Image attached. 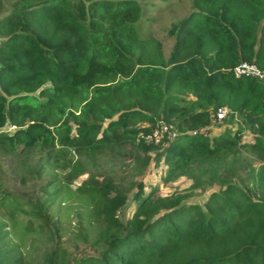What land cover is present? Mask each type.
<instances>
[{
	"label": "trees",
	"instance_id": "1",
	"mask_svg": "<svg viewBox=\"0 0 264 264\" xmlns=\"http://www.w3.org/2000/svg\"><path fill=\"white\" fill-rule=\"evenodd\" d=\"M189 1L190 12L165 31L173 39L167 53L143 37L151 5L139 0H14L0 14V144L39 147L48 160L69 148L93 155L137 142L151 128L136 125L159 116L177 131L158 144L168 142L156 156H165V180L183 175L193 188L211 189L198 204L139 187L125 220V192L111 182L81 184L75 192L90 217L72 232L86 243L74 244L75 255L49 215L0 184V209L10 216V229L0 227V264H27L21 244L54 236L47 264H264V163L233 173L240 147L264 150V79L233 71L242 62L264 71V0ZM221 106L240 125L211 134ZM8 120L11 135L1 131ZM245 129L253 144L241 143ZM20 214L23 225L11 218Z\"/></svg>",
	"mask_w": 264,
	"mask_h": 264
},
{
	"label": "rangeland",
	"instance_id": "2",
	"mask_svg": "<svg viewBox=\"0 0 264 264\" xmlns=\"http://www.w3.org/2000/svg\"><path fill=\"white\" fill-rule=\"evenodd\" d=\"M0 14L11 8L14 0H0ZM142 7L145 3L147 10L141 19L140 31L143 37L153 36L162 43L164 52H169L173 44V39L166 36V30L170 24L190 12L189 0H170L168 3L161 0H139ZM230 116L222 122H216L211 128V134H216L222 129L239 126L238 121L229 122ZM153 125L144 123L136 125L148 127L151 132L145 133L139 131V140L135 143H127L116 148H104L93 155H84L80 151L64 149L61 155L56 156L54 160H48V151H43L39 147L24 148L21 145L12 148L10 144H0V184L1 189L27 200L29 203L36 205L44 215H49V221L52 225L57 226L60 231V241L62 247L67 249V254L78 255L74 244H78V249L86 248V243L81 241L79 236L72 234L77 231L79 222L84 221V225L90 217V206L83 196H80L77 190L81 184L98 185L104 182H111L128 196L127 204L123 207L121 215L123 219H128L137 207L133 195L136 189L142 187L145 192H152L154 195L164 197L173 193H180L184 196L183 202L202 204L210 192V187L204 190L202 188H193L192 181L183 175H178L173 180H165L167 164L165 156L156 157L161 153L175 135L171 136L174 130L163 131L164 127L157 128L160 124L159 116H156ZM28 122L27 120H25ZM164 122V121H163ZM8 120L6 125L1 129L9 135L15 130ZM157 129V130H156ZM156 130V131H155ZM235 130V129H234ZM155 131V132H154ZM154 133V134H153ZM163 137L167 141L162 145ZM154 144L151 148L142 146L140 140ZM142 140V141H143ZM241 143L253 144L254 136L245 129L242 133ZM264 146V139L262 140ZM60 149V147H57ZM234 174H241L248 170L243 166L248 163L254 168L264 163V150L259 147H240ZM52 152L51 155H54ZM57 159V162L55 163ZM76 168L82 171L74 176ZM250 169V168H249ZM72 174V175H71ZM250 185V184H249ZM114 195V194H112ZM47 208V210H46ZM45 210V211H44ZM15 216V215H14ZM10 216L0 209V227L10 229ZM23 225L27 216L11 217ZM99 224L90 227L89 240L95 238ZM14 243H18L17 237L11 232L9 235ZM25 244L32 241L31 237L25 238ZM57 241L55 236L53 240L37 239L29 245H22L20 249L23 253L27 252V264H47L43 260V255L53 242ZM28 247H31L28 249Z\"/></svg>",
	"mask_w": 264,
	"mask_h": 264
},
{
	"label": "built area",
	"instance_id": "3",
	"mask_svg": "<svg viewBox=\"0 0 264 264\" xmlns=\"http://www.w3.org/2000/svg\"><path fill=\"white\" fill-rule=\"evenodd\" d=\"M233 70L236 75H247L264 79V71L260 70L254 63L242 62L235 66ZM230 113L231 111L227 107L218 108L215 114L213 115V122L222 121ZM160 126L164 127L163 131H170L172 129L170 125L163 121H160V124L156 125L157 128H159ZM174 134L175 133L173 132L172 135Z\"/></svg>",
	"mask_w": 264,
	"mask_h": 264
},
{
	"label": "clouds",
	"instance_id": "4",
	"mask_svg": "<svg viewBox=\"0 0 264 264\" xmlns=\"http://www.w3.org/2000/svg\"><path fill=\"white\" fill-rule=\"evenodd\" d=\"M234 71V70H233ZM221 107H226V106H221ZM220 108V107H219ZM218 109V108H217ZM217 109L212 113L213 115L215 114V112L217 111ZM229 109V108H228ZM232 113V112H231ZM231 113L230 114H228L227 116H230L231 115ZM213 115H212V126L216 123V122H213ZM226 119V118H225ZM225 119H223V120H225ZM222 120V121H223ZM222 121H220V122H222ZM212 126L210 127V128H212ZM172 129L174 130V135H176L177 134V131H176V129H174L173 127H172ZM171 129V130H172ZM171 136H173V135H171ZM174 138V137H173Z\"/></svg>",
	"mask_w": 264,
	"mask_h": 264
}]
</instances>
